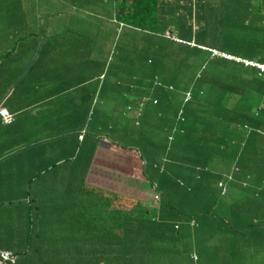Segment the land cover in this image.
Instances as JSON below:
<instances>
[{
  "label": "crops",
  "instance_id": "crops-1",
  "mask_svg": "<svg viewBox=\"0 0 264 264\" xmlns=\"http://www.w3.org/2000/svg\"><path fill=\"white\" fill-rule=\"evenodd\" d=\"M237 1L0 0V109L13 116L8 124L0 116V251L11 252L14 264H264V75L221 58L260 79L262 122L234 126L206 165L181 166V221L170 205L168 147L156 156L162 169L150 185L138 152L105 135L130 113L140 127L158 104L153 94L175 92L158 77V37L171 51L183 46L264 64L178 35L180 20L197 32L195 13L206 4L222 11L223 2ZM247 1V18L263 21L264 0ZM131 16L151 26L142 29ZM112 34L124 36L114 69ZM140 34L154 45L136 44ZM176 119L184 121L183 108ZM124 201L151 218L127 220Z\"/></svg>",
  "mask_w": 264,
  "mask_h": 264
},
{
  "label": "trees",
  "instance_id": "trees-1",
  "mask_svg": "<svg viewBox=\"0 0 264 264\" xmlns=\"http://www.w3.org/2000/svg\"><path fill=\"white\" fill-rule=\"evenodd\" d=\"M250 6L247 0H239L237 3L223 2L220 6L222 11H218L212 5L206 4L204 9L195 13L194 22L199 23V27H205V30L210 28L213 31L211 37H218L221 45L234 43L238 48L251 49L253 55L250 59L264 61V51L261 48L263 32L260 28L253 27L251 19L247 18ZM235 9L243 15L236 16ZM127 21L142 29L151 26L148 21L137 20L133 16ZM188 21L191 22V19ZM179 22V37L193 38L198 44L208 47L198 38L197 32L192 34V27L186 24L187 20ZM208 48L236 55L215 47ZM215 59L211 57V52H199L196 48L187 49L183 46H174L171 51L167 45L160 62L157 63L159 80L173 85L175 92L160 88L153 94L158 104L154 108H147L142 115L140 135L136 140L151 145L150 158H159L168 147V162L165 167L167 173H180L181 166L189 165V161L192 167L206 165L208 159L221 150L230 134L235 132L232 130L234 126L242 128L261 125L263 89L260 79L255 78V73L247 71L243 66L235 67L224 63L221 58ZM184 92L191 93V100L185 104ZM232 98L236 101L230 105ZM180 108H183V122L176 119ZM254 108H257L256 112H253ZM170 135L173 137L171 143L168 142ZM120 146L138 152L144 164L142 174L153 185L155 181L147 173L148 161L144 154L134 147ZM150 161L152 166L153 160ZM159 171L154 170V173L158 175ZM137 182L139 187L143 186L140 181ZM164 199L168 201L169 196Z\"/></svg>",
  "mask_w": 264,
  "mask_h": 264
},
{
  "label": "rangeland",
  "instance_id": "rangeland-1",
  "mask_svg": "<svg viewBox=\"0 0 264 264\" xmlns=\"http://www.w3.org/2000/svg\"><path fill=\"white\" fill-rule=\"evenodd\" d=\"M234 12H235V14H237V16L243 15V13H241L239 11H238V13H236V11H234ZM259 13H262V11L258 12L257 14H259ZM250 14L251 13L246 14V15H250ZM260 15H262V14H260ZM250 23H252L253 27H255V28H261V30L264 29V20L262 21V20H253L252 19ZM197 24H199V23H197ZM212 33H213V31L210 28L205 30V27H203V26L198 27L197 26L198 38L200 40H203L202 43H204L208 47H211V48L215 47L217 49L230 51V52H232L236 55H239L241 57H246V58L252 57L253 54H251L252 53L251 49L241 48V47L238 48L234 43L232 45L231 44L221 45L219 42L220 40H218V37H214V38L211 37ZM202 35H204V36L206 35V36L202 37ZM137 36H139V37H136V44L142 43L143 46H146L148 41H149L150 45H154V41H153V40H155L154 37H152V39H146L147 37H144V35L142 36L140 34ZM158 38H159L158 39L159 51L155 57L156 63L160 62L161 57H162L163 52H164V47L167 48V45H168V44L166 45L164 43V41L160 39V37H158ZM110 42H111V44L114 43V47H115V48L113 47V50L111 53V61H113V63H111V65L113 67L115 62H116V58H117L116 55H114V53H116V52L118 53L121 51L122 43H124V36H120L118 34L115 38V35L112 34ZM131 42L132 41L130 40V43ZM168 46L170 47V45H168ZM123 53L128 54L127 52H123ZM129 53H131V52H129ZM144 55H145L144 50L141 52H139V51L135 52L136 59L137 58L142 59L144 57ZM153 55L154 54H152V57H153ZM215 58H217V60H219V58H225V57L223 55H219V56H216ZM113 69H114V67H113ZM115 70H116V68H115ZM152 83L153 82H151V85H152ZM145 108H146V106H143L142 109L144 110ZM143 113H144V111H143ZM133 119H134L133 113H130L129 115H126L125 117L120 116L119 118H117L119 128L111 130L110 132L106 133L105 135H106L107 139H110L112 141H117L118 143H121L122 145H125V146L134 147L135 149H137L141 153H143L145 156V159H147V161H148L147 173L150 175H153L154 169L152 168L153 165L151 166L152 161H150L151 160L150 156L152 153V149H151L152 147L149 144H146V143H143L141 141L136 140V137L140 135L141 128L134 126ZM141 119L143 120V117ZM162 154L164 155L165 152H163ZM160 163L161 162L159 160H157V167L159 170L162 169L161 168L162 164H160ZM171 172H172V175L170 174V176L173 177V181L175 182V187H173V194L171 195L170 205H171V209L173 210V212L175 214L174 215L175 219H177L178 221H181L182 220L181 214H182L183 197H182V187L180 186V184H181V182L185 183L186 180H184V178L181 177V175L179 174L178 171H175V172L171 171ZM177 177H179V179ZM185 189H186V187H185ZM124 204H126L127 209L131 210L130 213L127 212L128 213L127 214V220H133V218H135L136 215H137V217L142 216L143 218L144 217L148 218V219L151 218V214L148 213L149 210H147V211L143 210L142 205L141 206H135V205L129 203V201H124ZM115 214H116V212H114L112 215H115ZM225 214L229 215V213H225ZM241 216H243V217H241ZM240 217L244 218V215H240ZM244 221L246 223L251 222V220L246 219V218ZM252 224H253V227L260 226V221H255ZM234 225H235V222L231 221L232 228L235 227ZM237 229H239V228H237ZM63 264H64V262H63Z\"/></svg>",
  "mask_w": 264,
  "mask_h": 264
},
{
  "label": "built area",
  "instance_id": "built-area-1",
  "mask_svg": "<svg viewBox=\"0 0 264 264\" xmlns=\"http://www.w3.org/2000/svg\"><path fill=\"white\" fill-rule=\"evenodd\" d=\"M174 40H176V39L174 38ZM213 55H216V56L223 55L225 58L234 59L236 62L243 63L245 66L255 68L259 72V74L264 75V64H260V63L253 62V61L242 60L239 58H233V57L225 55V54H220L219 52H216V51H213ZM157 86H161V83L157 82ZM168 89L172 90V87L170 86V87H168ZM190 98H191V95H190V93L187 92L185 94L184 101L188 102L190 100ZM153 103H156V101H154ZM181 113H182V111L179 112V117L181 116ZM0 116L3 120V122L6 124L10 123L13 119V116L11 114H9L5 109H0ZM169 139H171V138H169ZM219 187L222 190V194H224L225 188H224L223 184L219 183ZM15 261H16V258L11 252L5 251V250L0 251V264H6V263L14 264Z\"/></svg>",
  "mask_w": 264,
  "mask_h": 264
}]
</instances>
